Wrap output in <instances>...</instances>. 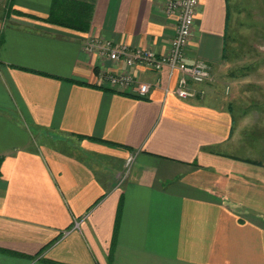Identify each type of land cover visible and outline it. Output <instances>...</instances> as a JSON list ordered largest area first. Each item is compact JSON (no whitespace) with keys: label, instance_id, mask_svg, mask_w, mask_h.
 <instances>
[{"label":"crops","instance_id":"1","mask_svg":"<svg viewBox=\"0 0 264 264\" xmlns=\"http://www.w3.org/2000/svg\"><path fill=\"white\" fill-rule=\"evenodd\" d=\"M168 1L95 0L82 31L49 21L54 0H0V264H264V163L233 153L248 118L226 96L233 1L199 0L186 57L214 81L195 98L111 86L167 70L88 49L167 53Z\"/></svg>","mask_w":264,"mask_h":264},{"label":"built area","instance_id":"2","mask_svg":"<svg viewBox=\"0 0 264 264\" xmlns=\"http://www.w3.org/2000/svg\"><path fill=\"white\" fill-rule=\"evenodd\" d=\"M199 5V0H169L167 2V12L176 13L178 21L175 35L170 41L167 53L159 54L152 48L130 47L125 44L112 45L93 40L88 45L89 51L108 57L112 61L121 62L126 67L140 65L156 73L167 70L165 84L160 76L154 83L143 82L129 72H116L114 70L105 71L102 80L140 98L147 97L152 89L159 85H163L166 93H173L182 99L203 95L205 90L198 89L195 85L214 81L212 67L202 59H197L190 64L186 57V50L191 41ZM174 79H176L175 84H173ZM228 90L229 87H227ZM133 163L134 156L131 155L126 160L121 181L129 176ZM78 226L79 223L76 221L75 227Z\"/></svg>","mask_w":264,"mask_h":264},{"label":"rangeland","instance_id":"3","mask_svg":"<svg viewBox=\"0 0 264 264\" xmlns=\"http://www.w3.org/2000/svg\"><path fill=\"white\" fill-rule=\"evenodd\" d=\"M232 1V39L227 40L231 77L226 96L236 120L248 118L241 149L233 153L264 163V0Z\"/></svg>","mask_w":264,"mask_h":264},{"label":"trees","instance_id":"4","mask_svg":"<svg viewBox=\"0 0 264 264\" xmlns=\"http://www.w3.org/2000/svg\"><path fill=\"white\" fill-rule=\"evenodd\" d=\"M94 5L95 0H54L49 21L82 31L88 30Z\"/></svg>","mask_w":264,"mask_h":264}]
</instances>
